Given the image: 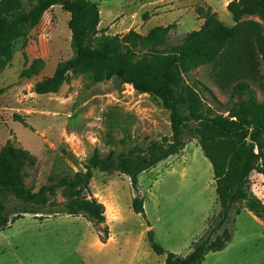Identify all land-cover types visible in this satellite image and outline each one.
<instances>
[{
	"label": "trees",
	"instance_id": "16d2710c",
	"mask_svg": "<svg viewBox=\"0 0 264 264\" xmlns=\"http://www.w3.org/2000/svg\"><path fill=\"white\" fill-rule=\"evenodd\" d=\"M27 4L28 9L25 0H0V69L12 62L15 44L26 36L28 28L39 26L45 13L59 5L71 15L68 27L74 56L60 63L52 78L38 82L34 91L58 93L69 73H92L97 83L117 77L137 92L162 100L170 113L172 135L150 141L141 151H111L102 156L95 149L84 164V172L54 174L38 191L26 183L28 169L37 167V158L9 140L0 151V231L26 214L41 220L42 215L52 214L45 210L56 204L53 198L62 189L64 213L86 217L98 231L100 241L107 242L110 230L106 207L91 190L94 172L116 170L129 176L135 191L133 209L146 218L139 176L181 154L187 145L186 134L198 140L213 166L219 211L209 217L204 235L186 256L166 251L150 230L147 238L152 250L166 255V264H200L209 252L224 249L231 240L228 225L232 211L234 215L250 211L264 224V202L253 193L250 180L253 171L264 177V102L257 100L251 88L258 85L264 90V0H231L227 9L235 21L232 28L225 26L211 7L199 10L202 27L173 46L167 43V36L174 24L155 27L147 35L133 29L124 35L106 34L107 30L99 29L100 6L91 0H27ZM147 18L145 14L143 19ZM206 64L212 65V77L220 90L241 102L240 109L230 111L235 121L214 114L185 81L184 75ZM13 120L28 125L20 114H14ZM8 196L18 201L10 213ZM220 230L222 236L211 243L208 237Z\"/></svg>",
	"mask_w": 264,
	"mask_h": 264
},
{
	"label": "rangeland",
	"instance_id": "374dc122",
	"mask_svg": "<svg viewBox=\"0 0 264 264\" xmlns=\"http://www.w3.org/2000/svg\"><path fill=\"white\" fill-rule=\"evenodd\" d=\"M91 1L106 7L105 10L109 12H116L122 3L124 12H132L128 14L130 24L122 23L118 31L108 29L110 35L130 28L141 30L143 16L150 15L149 12L141 11L144 0H136L140 3L138 9L132 5L133 0ZM194 6L197 15L199 10H206L208 7L202 0H196ZM25 7L29 8L27 0ZM70 18V13L59 6L49 11L39 26L28 28L26 36L16 42L12 62L0 69V144L2 143L3 147L10 140L17 147L30 151L40 159L39 161L36 157L38 165L34 169H28L29 176L26 179L28 187L34 191L46 185L49 177L54 174L73 175L74 169L81 163L84 167L95 149H98L102 156H107L111 151L115 154L126 153L130 149L141 151L150 141L172 134L170 113L162 103L152 96L135 92L131 86L118 81L116 77L114 81L97 83L92 73L81 76L69 73L58 93L46 94L43 97L35 93L32 95L35 99L28 104L29 99L32 100L29 93H34L35 85L52 78L59 64L74 56L72 33L68 27ZM120 18L117 16L114 22ZM184 37L172 29L167 36V43L171 46L179 44ZM212 69L211 64L202 65L184 75L185 81L199 92L204 103L214 114L235 121L236 117L231 118L230 111L240 109L241 102L235 96L220 90L212 77ZM262 72L264 74V64ZM3 79H7L6 82H11V79L15 83L19 81L18 84H34L24 87L22 93H19V102L5 95L11 92L10 89L14 86L6 88L2 83ZM251 88L257 100L264 102V90L258 85H252ZM25 110H29L31 114L24 115ZM16 113L24 116L27 126L13 120ZM7 121L10 122L9 125ZM45 130L48 132L43 137ZM185 140L193 146L192 156L199 167L198 195L196 193L193 196L197 203L186 200L183 191V194L178 192L174 196L168 195L165 202H160L158 206L152 207L150 204L149 220L156 222L158 234H191L204 223L200 214L206 204L204 190L208 200L214 202L217 197L215 186L210 180L207 181V176L213 174L212 166L203 156L201 147H196L198 140L190 134H186ZM99 174L103 172L99 171ZM257 174L256 171L251 173V188L253 193L264 201L263 182L260 179L257 183ZM160 175L162 172L157 175V179L149 181L145 191L150 189L153 181L155 184ZM113 183L123 209L120 222L113 224V231L115 234H138L149 221L134 213L132 209L129 197H135V191L128 181L118 176L113 177ZM171 183L178 184V180ZM147 195L149 197V193ZM142 196L145 199V195ZM53 200L56 204L45 210V213L52 214L42 215V220L26 214L10 228L0 231V264L106 262V259L99 255L95 245L98 231L93 223L83 215L70 216L64 213L65 199L62 189L58 190ZM16 204L18 201L13 196L7 197L6 206L9 213ZM218 211L217 203V208L211 212L210 217L215 216ZM233 212L230 214L232 222L228 225L232 234H250L251 230L257 234L264 232V224L260 221L256 226L244 219L233 222L236 216ZM12 216L10 214V217ZM217 236H222V230L208 239L212 243Z\"/></svg>",
	"mask_w": 264,
	"mask_h": 264
},
{
	"label": "crops",
	"instance_id": "0c3cea01",
	"mask_svg": "<svg viewBox=\"0 0 264 264\" xmlns=\"http://www.w3.org/2000/svg\"><path fill=\"white\" fill-rule=\"evenodd\" d=\"M195 1L196 0H144L143 6H141V11L149 12L150 15H148L147 20L142 21L143 28L141 27V30H139L138 28H134V30L142 35H147L149 31L155 27H159V26L167 27L172 24L175 25L173 29L175 30V33H177L178 35L185 36L186 34L192 31L199 30L202 27L204 20L200 18L199 15H197L195 12V6H194ZM202 1L208 7H211L213 11L218 14L219 19L224 23L225 26L232 28L235 25L233 16L227 9V6L231 0H202ZM131 3L133 6H135V8L137 7V9L140 7L139 6L140 3L136 2V0H133ZM136 3L138 4L137 6ZM58 6L59 5L54 6L49 11L56 9ZM99 6H100V17H101V21L99 24L100 30L106 29L107 33L109 34L108 29H113V30L116 29L118 31L122 23H125L124 25L130 24L131 21L129 20L130 18L128 14L130 15V13L132 12H124L123 8H121L122 3L117 8L116 12H109L105 10L106 7H102L100 4ZM59 7L61 8V6ZM49 11H47L45 15ZM117 16L121 18L117 22H114ZM130 29L125 30L123 32L121 31V32L113 33L111 35H116V34L124 35L127 32H129ZM114 78L115 77L105 82L116 80ZM6 80L7 79H3L2 81L3 85H5L6 88L8 86L9 87L14 86V87L10 89L11 92L5 93V95L12 97V99L13 98L15 100L17 99L19 102H20L19 93H22V90L25 89L24 87L26 85L28 86L30 84L31 85L34 84V83L26 84L25 82L18 84L19 81L18 83H15L12 79L11 82H6ZM118 81L121 80L118 79ZM129 86L132 87V85ZM134 91L137 92L135 89ZM35 93H36L35 91L34 93L33 92L29 93L31 95L29 97H32V100L29 99V103H28L29 105L35 99L32 96ZM51 94H55V93H51ZM139 94H145V93H139ZM45 95L46 94H37V96H41V97ZM145 95H149V94H145ZM156 99H158L160 103H162V100L160 98H156ZM25 111L26 112H24V115L29 116L31 114L29 110H25ZM9 123L10 122L7 121L8 125ZM46 132H48V130L43 131L44 134L43 137H45ZM166 137H171V136H166ZM1 145L3 144L2 143L0 144V151L2 149ZM198 146H200L199 143L198 145H196V147ZM192 147L193 146L187 144L186 148L182 151L183 154L181 153L179 155L172 156L167 160L160 162L156 167L141 173V175L139 176L138 189L142 194L145 195L144 209H145L146 218L149 221V223L148 224L146 223L144 229H142L138 234H115L113 231L114 230L113 224L120 222V218L122 217V212H123L121 200L116 195V191L113 183V177L118 176L119 178H123L125 181H128V183L132 186L130 177L116 170H113L108 173L103 172V174H99V171L94 172V177L91 181V190L93 192V195L96 198H98V200L102 202L106 207V219L110 230V237L107 242L105 243L101 242L99 237L96 239L95 245L96 247H98V253L99 255L102 256V259H106L105 263H96V264H166L167 256L156 254L152 250L148 242L147 235L150 230L153 231L155 240L166 251L180 256H186L187 254L190 253L192 244L198 239H200L204 235L207 229V221L211 215V212L217 208V197L215 198L214 202L208 200V196L206 195V190H204L205 193L204 197L206 204L203 211L200 213L204 218V223H202V225H199L198 228H195L191 234H158L156 229V222L154 221L152 222V220H149L150 217L149 205L152 204V207H154V206H158L160 202H162L163 204L165 200L168 198V195L174 196L176 193L178 192L182 193L183 191L185 192L186 200L197 203V199L193 198V196L196 193L198 195V189L200 183L198 177L199 167L195 163V160L193 159ZM48 149L51 150L50 148ZM189 152L191 153L189 154ZM202 154L209 161V159L205 156L203 150H202ZM84 171L85 168L83 167L82 163L74 169V173L84 172ZM212 171H213V166H212ZM161 172L162 175H160V178L155 182V184L153 181V183L150 184L149 186L150 189L147 188L148 191H145V188L148 186L149 181L157 179L158 178L157 175H159ZM260 179H262L264 186L263 175L257 174V180H256L257 183L260 181ZM173 180H178V184L171 183V181ZM208 180H210L215 186L214 173L212 175L210 174V176H207V181ZM148 193H149V197L147 195ZM133 197H134L133 195L129 197V202L132 203V209H133V199H134ZM209 202L211 204H209ZM134 213L136 212L134 211ZM241 219H244V221H246L247 223L250 222L252 226H256L257 224H259L258 223L259 221L262 222L252 212L247 210H243L239 215H236L235 219L233 218V222L236 223L237 220H241ZM157 221L159 222L160 219L158 218ZM247 230L248 231L250 230L249 227ZM249 233L250 234H232L231 240L224 249L219 251L209 252L206 255L205 259L200 264H264V234H263L264 232H260V234H257L253 230H251V232L249 231Z\"/></svg>",
	"mask_w": 264,
	"mask_h": 264
}]
</instances>
